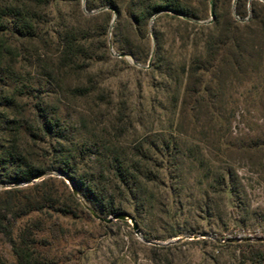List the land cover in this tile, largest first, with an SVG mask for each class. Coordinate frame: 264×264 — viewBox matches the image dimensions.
Returning a JSON list of instances; mask_svg holds the SVG:
<instances>
[{"label": "rangeland", "instance_id": "374dc122", "mask_svg": "<svg viewBox=\"0 0 264 264\" xmlns=\"http://www.w3.org/2000/svg\"><path fill=\"white\" fill-rule=\"evenodd\" d=\"M115 1L118 19L101 0L39 10L42 39L24 42L27 52H11L0 67V154L15 147L44 173L28 184L0 183V192L46 181L24 195L49 190L56 203L17 219L14 236L41 225L24 242L45 264H264V8L251 5L264 1L217 0L215 9L211 0L219 21L202 30L194 25L209 24L211 1L186 0L200 20L185 25L160 13L139 36L124 0ZM71 26L87 41L79 74L57 61L55 37ZM205 36L215 54L195 74ZM123 48L139 60L119 58ZM49 69L56 76L47 81L40 74ZM78 85L91 93L75 92ZM37 95L63 125L59 142L36 132ZM124 157L140 163L132 189L113 173ZM69 162L114 195L115 214L96 213L73 194L58 171ZM90 210L127 218L106 223ZM0 258L17 264L1 234Z\"/></svg>", "mask_w": 264, "mask_h": 264}, {"label": "trees", "instance_id": "16d2710c", "mask_svg": "<svg viewBox=\"0 0 264 264\" xmlns=\"http://www.w3.org/2000/svg\"><path fill=\"white\" fill-rule=\"evenodd\" d=\"M58 1L59 0H0V36L4 38L9 37L0 45V67L7 57L10 56L9 54H11V52L19 51L21 54L27 52L23 48L24 42L34 44L37 43L39 39H42L40 35V24L42 21L37 17L38 11L49 8L51 4H55ZM210 1L211 0H199L200 3ZM124 2L126 3V14L129 17V22L134 29V34L137 36H139L141 31H147L148 21L160 13L165 16H170L169 14H171L172 19L185 25L190 24L189 20H200L192 6L186 0H124ZM236 2L239 3L240 0H236ZM101 4L102 6L114 9L117 19L122 14V7L118 5L115 0H101ZM217 5L218 1L214 0L215 9H217ZM251 5L252 7L262 6L264 8V3L259 1H254ZM89 10H92L91 6H89ZM237 15L243 18L241 12H237ZM218 21L219 16L217 11H215V19L212 23L194 26L202 30H210ZM232 24H234L233 21ZM210 40L211 38L209 36H205L201 41L202 50L194 57L196 62L191 69L195 74L199 73L200 70H206L205 64L207 63L204 65L201 63L203 61L202 59H204L203 57H208L209 59L214 57L215 53H212ZM86 43L87 41L82 36L79 37L78 30L75 26H71L70 30L66 28L63 34H59L55 37V45L59 50L57 61L77 74L82 71H87L85 67L82 68V64L85 62L84 47H86ZM119 52L118 55H123L124 52H128V55L134 57L137 61L139 60L134 51H127L123 48L120 49ZM162 54L163 50L157 42L154 59L161 62L163 60ZM37 56L39 58L41 57L40 55ZM92 59L95 60V55L91 53L89 60ZM6 64L12 69L13 62L9 61V64L8 62H6ZM40 75L48 81L56 76V70L49 69V71ZM79 90L82 95L91 93L84 85H78L75 88V92ZM38 92L39 91H37V93ZM37 98L39 99V103L37 105L35 117L36 132L39 131L42 136L55 138L57 142H59L63 137V125L49 111V108L43 103L41 96L37 95ZM138 157L140 160L142 155H138ZM127 161H129L130 164L128 163L126 167ZM69 164L70 162L61 165L58 171L71 180L77 191V195L82 198L84 203L100 214L104 212L115 214L117 207L115 205L114 195L109 194L108 189L101 186L94 175L81 172L75 165L70 166ZM137 164L134 159L128 160L127 157L118 158V160L115 159L113 161V173L119 184L124 186L130 185V189H132L135 182L134 180L137 179V176L134 175L136 172L138 173ZM130 165L131 167H129ZM43 174V170L32 165L29 159L21 154L15 147L6 148L0 154V183L2 184L10 186L28 184ZM46 184V181H42L40 186H45ZM40 186L36 185L27 190L12 187L0 192V234L11 245L17 259V264H45L29 252L24 242L27 236H31L33 232L32 229L41 231V225H26L19 237L14 236V225L17 219L34 211L43 212L44 210L54 208L56 204L54 195L50 193L49 190H39L33 196L24 195L25 191L36 190ZM71 199L77 206L84 207L83 203L73 194L71 195ZM156 248V246H153V249ZM0 264H5L1 258Z\"/></svg>", "mask_w": 264, "mask_h": 264}, {"label": "water", "instance_id": "95a60500", "mask_svg": "<svg viewBox=\"0 0 264 264\" xmlns=\"http://www.w3.org/2000/svg\"><path fill=\"white\" fill-rule=\"evenodd\" d=\"M210 5H211V12H210L211 19L208 21V23H211L213 21V19H214V12H213V4H212V1L210 2ZM112 11L114 12V14L116 13L114 9H112ZM118 57L119 58H122V57H124V55H118ZM72 191H73V194L77 196V191H76V189L74 187L72 188ZM90 212H91V214L93 215L94 218H96V219H98V220H100L102 222H106V223H111L112 220H117V219L123 220V219H126L127 218V216L124 215V214H116V215H113V218H103V217L99 216L98 214H96L92 210H90ZM134 230L136 231V233H139L138 228H137L136 225L134 226Z\"/></svg>", "mask_w": 264, "mask_h": 264}]
</instances>
